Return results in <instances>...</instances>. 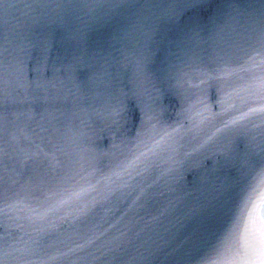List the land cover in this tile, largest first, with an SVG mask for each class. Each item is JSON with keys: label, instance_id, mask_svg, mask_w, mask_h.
<instances>
[{"label": "water", "instance_id": "95a60500", "mask_svg": "<svg viewBox=\"0 0 264 264\" xmlns=\"http://www.w3.org/2000/svg\"><path fill=\"white\" fill-rule=\"evenodd\" d=\"M262 31L253 0H4L3 264H260L215 249L264 258V228L233 232L264 168Z\"/></svg>", "mask_w": 264, "mask_h": 264}, {"label": "snow or ice", "instance_id": "6c2138e0", "mask_svg": "<svg viewBox=\"0 0 264 264\" xmlns=\"http://www.w3.org/2000/svg\"><path fill=\"white\" fill-rule=\"evenodd\" d=\"M143 2V0H141ZM167 2H174V0H167ZM184 2L191 5H205L210 2V0H184ZM253 2L264 5V0H253ZM4 3V0H0V5ZM259 41L261 47L264 48V31L261 32L259 36ZM256 56L260 58V64L264 65V51H257ZM4 73H3V62L0 59V96L3 94L4 85ZM261 101H264V90L260 94ZM253 112L261 114V119L264 120V103L261 104L260 108L253 109ZM145 155V153H141ZM140 157H136L139 160ZM136 161H133L134 164ZM242 202L239 207V214L236 220L233 232H238L242 227L245 235L253 227L259 225L264 228V219L260 216L261 209H264V168L261 169L260 173L253 180V182L248 186L242 194ZM217 258L221 261L234 262L237 260H260V264H264V258H262L259 251H252L251 253H246L240 256L235 248L227 241L221 242V245L215 249ZM0 264L3 261L0 260Z\"/></svg>", "mask_w": 264, "mask_h": 264}]
</instances>
